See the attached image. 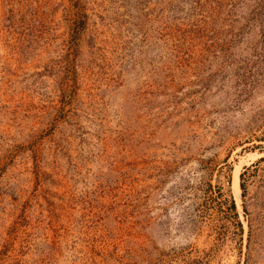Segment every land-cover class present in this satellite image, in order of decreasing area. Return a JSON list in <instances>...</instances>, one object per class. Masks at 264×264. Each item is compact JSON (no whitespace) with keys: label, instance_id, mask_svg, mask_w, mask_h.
Wrapping results in <instances>:
<instances>
[{"label":"rangeland","instance_id":"obj_1","mask_svg":"<svg viewBox=\"0 0 264 264\" xmlns=\"http://www.w3.org/2000/svg\"><path fill=\"white\" fill-rule=\"evenodd\" d=\"M0 264H264V0H0Z\"/></svg>","mask_w":264,"mask_h":264}]
</instances>
